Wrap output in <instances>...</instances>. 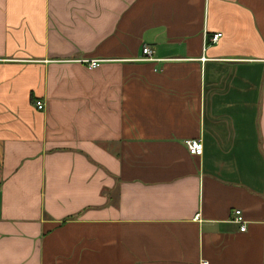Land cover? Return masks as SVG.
<instances>
[{
	"label": "crops",
	"instance_id": "0c3cea01",
	"mask_svg": "<svg viewBox=\"0 0 264 264\" xmlns=\"http://www.w3.org/2000/svg\"><path fill=\"white\" fill-rule=\"evenodd\" d=\"M0 264H264V0H0Z\"/></svg>",
	"mask_w": 264,
	"mask_h": 264
},
{
	"label": "built area",
	"instance_id": "2783aa9c",
	"mask_svg": "<svg viewBox=\"0 0 264 264\" xmlns=\"http://www.w3.org/2000/svg\"><path fill=\"white\" fill-rule=\"evenodd\" d=\"M219 36H220L219 34L211 35L210 41L212 43H215L217 41V39L219 38ZM141 53L143 54L144 58L140 59V61H146V62L154 61V59L152 57L153 51L149 47H147V46L143 47L141 50ZM100 62L101 61H98V60H89V61L84 60L81 63H83L88 69H94V68H97L99 66ZM43 107H44V105L41 101H35L34 102V108L37 111H42ZM184 145L186 147L188 154H190L192 156H200V154L202 152L200 140H187L184 142ZM233 216L234 217L232 219V223L239 225V231L243 232L245 227H244V222L242 221L240 212L237 210L234 211Z\"/></svg>",
	"mask_w": 264,
	"mask_h": 264
}]
</instances>
